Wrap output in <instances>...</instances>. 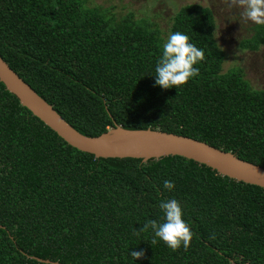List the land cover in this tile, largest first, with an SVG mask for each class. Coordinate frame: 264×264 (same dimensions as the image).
Returning a JSON list of instances; mask_svg holds the SVG:
<instances>
[{
	"label": "trees",
	"instance_id": "obj_1",
	"mask_svg": "<svg viewBox=\"0 0 264 264\" xmlns=\"http://www.w3.org/2000/svg\"><path fill=\"white\" fill-rule=\"evenodd\" d=\"M212 9L182 7L171 34L202 49L199 75L155 86L164 39L85 0H0V56L77 131L117 126L173 133L264 168V90L242 68L223 73ZM264 47V25L241 48ZM175 188H163V182ZM179 202L193 233L171 250L134 234ZM143 251L141 259L130 253ZM264 264V189L179 156L96 158L67 144L0 82V264Z\"/></svg>",
	"mask_w": 264,
	"mask_h": 264
},
{
	"label": "water",
	"instance_id": "obj_2",
	"mask_svg": "<svg viewBox=\"0 0 264 264\" xmlns=\"http://www.w3.org/2000/svg\"><path fill=\"white\" fill-rule=\"evenodd\" d=\"M0 82L67 144L96 158H137L143 163L179 156L205 165L223 177L264 189V168L205 142L160 130H131L117 126L90 137L71 126L0 56ZM48 264L49 260H41Z\"/></svg>",
	"mask_w": 264,
	"mask_h": 264
},
{
	"label": "rangeland",
	"instance_id": "obj_3",
	"mask_svg": "<svg viewBox=\"0 0 264 264\" xmlns=\"http://www.w3.org/2000/svg\"><path fill=\"white\" fill-rule=\"evenodd\" d=\"M88 7H99L118 19L133 14L136 19L153 23L164 43L171 34L173 18L189 4H199L213 10L217 28L215 38L224 51L223 73L242 68L253 89L264 90V47L258 51L241 48V42L254 33V24L242 18L239 6L229 7L230 0H85Z\"/></svg>",
	"mask_w": 264,
	"mask_h": 264
},
{
	"label": "clouds",
	"instance_id": "obj_4",
	"mask_svg": "<svg viewBox=\"0 0 264 264\" xmlns=\"http://www.w3.org/2000/svg\"><path fill=\"white\" fill-rule=\"evenodd\" d=\"M236 6L243 9L241 16L244 20L256 25H264V0H230L229 7ZM204 58V51L190 43L187 35L181 32L170 34L162 46V54L156 63L155 86L167 90L187 84L191 78L199 75V69L194 65ZM163 188L173 190L175 184L165 180ZM159 207L163 213L162 222L149 220L143 224L140 231L135 230L134 234L138 235L151 229L155 237L151 241L152 244H156L159 239L173 251L181 246L187 250L193 233L183 219L179 202L175 199L165 200ZM130 255L134 260H138L145 254L143 251H132Z\"/></svg>",
	"mask_w": 264,
	"mask_h": 264
}]
</instances>
